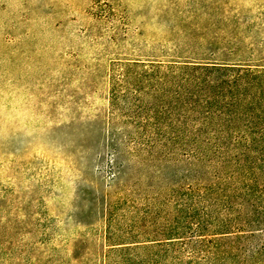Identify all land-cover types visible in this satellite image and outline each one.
I'll return each instance as SVG.
<instances>
[{
    "label": "rangeland",
    "instance_id": "1",
    "mask_svg": "<svg viewBox=\"0 0 264 264\" xmlns=\"http://www.w3.org/2000/svg\"><path fill=\"white\" fill-rule=\"evenodd\" d=\"M262 130L264 0H0V264H264Z\"/></svg>",
    "mask_w": 264,
    "mask_h": 264
},
{
    "label": "trees",
    "instance_id": "2",
    "mask_svg": "<svg viewBox=\"0 0 264 264\" xmlns=\"http://www.w3.org/2000/svg\"><path fill=\"white\" fill-rule=\"evenodd\" d=\"M236 103H238V102H236ZM247 108H248V106H247ZM247 108L242 109V110L240 109V111L234 109L232 111V119L231 120H234V122H235L236 120H239L240 118H242L247 113ZM256 134H258L259 137H254V138H252L251 140H248V141L245 138V142L247 141V142H249L251 144H258L260 141H264V131L263 130H262V133L260 132V133H256Z\"/></svg>",
    "mask_w": 264,
    "mask_h": 264
}]
</instances>
